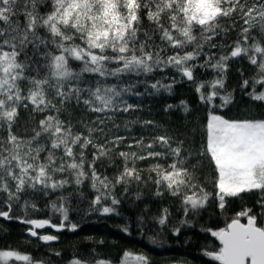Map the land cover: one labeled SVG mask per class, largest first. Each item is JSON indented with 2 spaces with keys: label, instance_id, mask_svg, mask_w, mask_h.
<instances>
[{
  "label": "snow or ice",
  "instance_id": "6c2138e0",
  "mask_svg": "<svg viewBox=\"0 0 264 264\" xmlns=\"http://www.w3.org/2000/svg\"><path fill=\"white\" fill-rule=\"evenodd\" d=\"M240 21L237 38L227 42ZM243 60L256 67V75L245 77L238 68L240 82L229 90V70ZM72 62H78V70ZM168 69L179 79H124ZM197 69H211L214 75L200 79ZM183 81L190 82L205 107L198 148L154 119L132 117L141 105L126 98L144 95L136 90L139 84L149 95L170 94ZM237 88L250 101L264 102V0H0V217L18 220L28 226L29 236L48 243L59 237L37 230L75 231L77 224L65 223L69 210L63 196L51 203L62 217L59 223L32 218L27 210L40 209L25 199L30 193L47 195L88 181L94 192L90 209L102 215L119 214L117 187L126 196L133 184L139 188L149 181L154 196L179 197L185 215L206 209L210 200L223 212L228 198L258 193L259 211L244 207L225 227L208 229L221 246L206 255L220 264H264V115L221 114L233 104ZM181 105L187 114L188 105ZM174 107L167 104L164 111ZM21 110L32 121L23 135L18 134ZM75 110L80 116L74 122ZM123 114L128 116L121 125ZM135 125L143 130L139 135L131 134ZM121 127L129 135L120 134ZM169 158L170 163H160ZM205 158L215 173L213 193L196 182ZM117 159L112 176L97 167L102 160L111 165ZM141 161L151 163L144 169L138 167ZM142 195L137 192L136 199ZM16 205L23 215L13 214ZM167 216L164 209L158 223L165 225ZM14 262L45 264L15 248L0 249V264ZM130 262L150 264L147 256L124 251L119 264ZM70 264L114 261L74 258Z\"/></svg>",
  "mask_w": 264,
  "mask_h": 264
},
{
  "label": "trees",
  "instance_id": "16d2710c",
  "mask_svg": "<svg viewBox=\"0 0 264 264\" xmlns=\"http://www.w3.org/2000/svg\"><path fill=\"white\" fill-rule=\"evenodd\" d=\"M252 2L253 0H249V3ZM239 24H242V21L230 33L227 42L230 43L237 38ZM220 39V37H216V41ZM212 51H218V49ZM72 66L78 70V62H72ZM238 68L243 69L245 77L256 75V67L250 65L246 60L233 63L228 74L229 90L236 88L240 82ZM171 75L177 74L168 69L164 73L156 72L149 76H132L124 79H130L133 83L136 80L154 82L155 79H163L165 83H168ZM197 75L200 79H211L214 73L211 69H197ZM85 76L87 77L88 74ZM177 78L179 79L178 75ZM110 80L113 83L117 82L114 78H110ZM257 88L259 89L260 86L257 85ZM136 90L144 95L126 97L129 102L141 105L140 111L132 113V117L154 119L167 126L172 134L185 138L186 145L194 140L195 146L199 147L204 135L202 125L206 122V112L190 82L176 83L170 94L161 91L159 94L149 95L148 92H145L144 84H139ZM250 90L248 89V91ZM234 96L233 104L224 109L221 114L228 118L244 116L260 118L264 115V108L260 107L264 102L250 101V98L243 95L238 88ZM181 101L186 102L190 109L187 114L183 111ZM167 104L176 107L166 113L164 107ZM79 116L80 111L75 110L73 121L75 122ZM127 116L128 114H123L118 123L123 125ZM20 123L18 134L23 135L24 126L32 124L29 114L23 110H21ZM77 130H80L79 126H77ZM193 130H195L194 133ZM142 131L139 125H135L132 127L131 134L139 135ZM120 134L129 135L123 127L120 129ZM183 134H187V136L185 137ZM170 162L171 158L167 161H160L165 165ZM149 163L151 161L138 162V167L146 169ZM119 164L118 159L111 165L107 160H102L97 164V167L101 172L112 176L116 173ZM143 175L147 177V171ZM214 178L215 173L205 158L203 166L196 170V182L209 193H213L215 191ZM154 190L155 186L150 181L147 185H140L139 188L133 184L126 196L121 195L122 190L117 187V195L121 199V204L116 206L118 215H102L100 212L90 209V201L94 192L88 181L79 187L70 184L65 189L56 192L49 191L47 195L43 192L30 193L25 199L36 203L40 210L33 213L31 209H28V214L32 218H50L53 223H59L62 217L59 213L53 212L51 203L58 202L59 198L63 196L69 210V221L65 223L77 224L76 230L72 231L65 227L57 232L54 229L45 228L43 233L53 234L59 238L44 244L38 238L28 235L27 225L21 224L15 219L5 220L0 217V249L15 248L22 253L31 254L34 259L44 261L45 264H70L74 258L91 259L93 257L112 259L114 264H119L124 251H129L134 255L143 254L149 258L150 264H220L219 261L206 255L209 251H219L221 246L218 239L213 237L208 229L218 230L225 227L226 223L230 222V219L244 207H251L254 211H259V205L255 203L259 194L247 193L241 197L228 198V204L223 212L216 207L215 200H210L206 209H201L198 213L190 211L188 215H185L184 205L179 197H173L167 193L156 197L153 195ZM137 192L143 194L139 200L136 199ZM20 203L22 204L23 200ZM106 203H110V201H106ZM164 209H167L168 216L166 224L162 226L158 223V219ZM24 211L19 205L13 208L15 215H23ZM245 220L241 218V221ZM125 226L128 227L127 232L122 231ZM177 227L180 229L179 234L174 232ZM100 241L103 243H99ZM57 252L60 253L59 256L56 255ZM14 264H24V262H14ZM130 264L133 263L130 262Z\"/></svg>",
  "mask_w": 264,
  "mask_h": 264
},
{
  "label": "rangeland",
  "instance_id": "374dc122",
  "mask_svg": "<svg viewBox=\"0 0 264 264\" xmlns=\"http://www.w3.org/2000/svg\"><path fill=\"white\" fill-rule=\"evenodd\" d=\"M43 230H44V229H39V230H37V231L40 232L41 234H46V233H43ZM131 263L134 264V262H131Z\"/></svg>",
  "mask_w": 264,
  "mask_h": 264
},
{
  "label": "water",
  "instance_id": "95a60500",
  "mask_svg": "<svg viewBox=\"0 0 264 264\" xmlns=\"http://www.w3.org/2000/svg\"><path fill=\"white\" fill-rule=\"evenodd\" d=\"M242 223H246V220L245 221H241ZM219 241V240H218ZM51 242H53V241H51ZM51 242H48V243H51ZM42 243H44V244H48V243H45V242H43L42 241Z\"/></svg>",
  "mask_w": 264,
  "mask_h": 264
}]
</instances>
